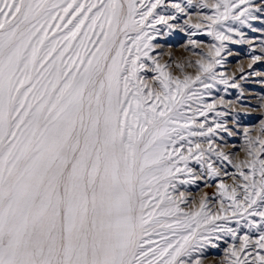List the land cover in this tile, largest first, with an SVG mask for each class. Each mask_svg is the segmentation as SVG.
Returning <instances> with one entry per match:
<instances>
[{
	"label": "snow or ice",
	"instance_id": "obj_1",
	"mask_svg": "<svg viewBox=\"0 0 264 264\" xmlns=\"http://www.w3.org/2000/svg\"><path fill=\"white\" fill-rule=\"evenodd\" d=\"M262 17L264 0H0V264H204L225 238L226 264H264V119L241 132L213 95L259 75L218 69ZM157 25L191 55L160 51ZM199 181L215 209L181 190Z\"/></svg>",
	"mask_w": 264,
	"mask_h": 264
},
{
	"label": "rangeland",
	"instance_id": "obj_2",
	"mask_svg": "<svg viewBox=\"0 0 264 264\" xmlns=\"http://www.w3.org/2000/svg\"><path fill=\"white\" fill-rule=\"evenodd\" d=\"M147 2L148 0H145V3ZM185 2L186 0H165L166 4L185 3ZM167 11L171 12L172 9L169 8ZM192 15H193V20H195L194 11L192 12ZM252 25L253 28L256 29V31H253L252 29L249 28H245L244 29L245 38L251 42H255L256 40L260 48L256 50H252L250 43L232 44V45L229 44L228 49L230 50L231 55L226 56L224 67L218 69V71L225 72L229 75L234 74L237 78H239L241 75H245L248 73L258 72L259 75H248L249 77L247 78V80L241 81V84L245 91H244V96L241 98L240 101H237L236 99L237 97L236 89H229L228 94H225L223 91L224 88L223 85H218L219 91L214 90L213 93L214 97H219L221 95H224L225 99L231 100L235 104V106L240 110V115L238 117V120H239L241 132L242 129L245 127H258L261 119H264V108L260 107L261 98L264 97V82H262L264 81V57H263L264 51H262V48H264V17H262L260 20L253 21ZM157 27L160 28V32H161V35L157 36V41H156L158 44L162 46L160 51H163L164 53H171L174 60H179L181 58L191 55V53L186 51L185 49V46L187 45L189 39V37L185 33L178 31L169 33L167 32L164 26L157 25ZM192 39H197L201 41L202 42L201 47L205 49L208 44L213 43L212 38L210 36H207L205 33H201L196 37H192ZM153 54L155 55V53ZM226 54L227 53H225V55ZM255 55L261 56L262 59L257 61L255 64H252V57ZM168 60H169L168 55H164L161 58L162 63L167 62ZM249 64H252L251 68H249ZM241 69H243V72H241ZM172 71L175 72L176 69L173 68ZM189 71H194V70L189 69ZM151 75L152 74H149V77ZM241 104H244L245 106L241 107ZM213 115L214 114L212 113L209 114L208 116L209 122L212 121ZM200 119L203 120L204 118L200 117ZM229 123L230 126H232L231 119H229ZM223 135H224V140L223 141L217 140V143L224 145V150L226 152L234 153L237 156L242 157L243 152L239 151L243 146L242 135L238 134L235 137H229L227 136V134H223ZM233 145H235V147H233ZM191 166L198 167L194 164V162ZM227 171L231 173L234 171V169H232L231 166H227ZM223 179L225 180L226 183L231 184V180H229L227 177H223ZM215 185H216V181H212L211 183H207L206 181H199L196 186L181 188V190L186 191L190 195V197H192L196 201L199 200L202 194L207 193V195L210 198H212L210 201V205L214 207L213 209H215V207L218 206L219 204ZM231 226L234 227L235 225H231ZM225 239L228 241L227 243L221 241L218 247L210 248L207 251L206 258L204 259V264H226V260H225L226 249L232 241L230 238H225Z\"/></svg>",
	"mask_w": 264,
	"mask_h": 264
},
{
	"label": "bare ground",
	"instance_id": "obj_3",
	"mask_svg": "<svg viewBox=\"0 0 264 264\" xmlns=\"http://www.w3.org/2000/svg\"><path fill=\"white\" fill-rule=\"evenodd\" d=\"M257 39V38H256ZM247 40V39H246ZM254 40V39H253ZM262 40V39H261ZM232 45V44H231ZM250 46H251V49L252 50H256V49H258V48H260V46H259V44H258V42H256V40H255V42H251L250 43ZM248 47V46H247ZM236 54V53H235ZM226 56H228V54H226ZM256 56V55H255ZM264 57V56H263ZM226 64V63H225ZM245 68V67H244ZM252 72V71H251ZM235 73V72H234ZM258 73V72H257ZM242 74V73H241ZM249 74V73H248ZM261 74H263V73H261ZM260 74V75H261ZM249 77V76H248ZM259 78V77H258ZM250 80V79H249ZM261 82V81H260ZM243 83V82H242ZM250 83V82H249ZM254 83V82H253ZM258 83V82H257ZM260 84V83H259ZM256 85H258V84H256ZM262 86V85H261ZM250 93V92H249ZM252 93V92H251ZM192 198V197H191ZM214 208V207H213Z\"/></svg>",
	"mask_w": 264,
	"mask_h": 264
}]
</instances>
